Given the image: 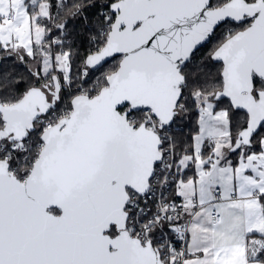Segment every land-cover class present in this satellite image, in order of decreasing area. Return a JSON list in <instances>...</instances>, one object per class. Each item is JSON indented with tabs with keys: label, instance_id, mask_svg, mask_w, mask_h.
Instances as JSON below:
<instances>
[{
	"label": "snow or ice",
	"instance_id": "1",
	"mask_svg": "<svg viewBox=\"0 0 264 264\" xmlns=\"http://www.w3.org/2000/svg\"><path fill=\"white\" fill-rule=\"evenodd\" d=\"M0 264H264V0H0Z\"/></svg>",
	"mask_w": 264,
	"mask_h": 264
},
{
	"label": "trees",
	"instance_id": "2",
	"mask_svg": "<svg viewBox=\"0 0 264 264\" xmlns=\"http://www.w3.org/2000/svg\"><path fill=\"white\" fill-rule=\"evenodd\" d=\"M94 9H96V8H91V9L89 8L88 11L86 12L87 15L89 14V16H91V15L93 16L92 13H96L97 12L96 11L97 9L96 10H94ZM86 13H85V15H86ZM92 18L94 20L95 17L93 16ZM69 28H70V30L71 29H76L77 31L80 32L81 37L77 41V43L79 45V48H80L81 53L85 52L86 49L89 46L88 45V41H87L88 31H86V29L83 26H81L80 24H78L76 22H73L72 24H70L69 25ZM216 42L217 41L213 40L211 44H209L207 47L203 48L201 50L200 54H199L200 57H206V56H208L209 51L215 45ZM207 63L209 65V69L211 71H213V72L217 71L219 69V67H220V64L218 62H214V61L209 60ZM11 66H12L11 62H8V63H6L4 65L5 68L11 67ZM109 66H110V64L109 65H106V68L109 67ZM195 128H196V116L193 113V114L188 115L184 120H182L180 122V124L178 125L176 131L178 133L182 134L184 137L187 138V137H189L194 132Z\"/></svg>",
	"mask_w": 264,
	"mask_h": 264
},
{
	"label": "bare ground",
	"instance_id": "3",
	"mask_svg": "<svg viewBox=\"0 0 264 264\" xmlns=\"http://www.w3.org/2000/svg\"><path fill=\"white\" fill-rule=\"evenodd\" d=\"M90 9H91V8H90ZM94 10H96V9H94ZM89 11H90V10H89ZM96 11H97V10H96ZM90 12H91V11H90ZM90 12H89V13H90ZM92 14H93V13H92ZM86 15H87V13H86ZM88 15H89V14H88ZM90 15H91V14H90ZM91 16H92V15H91ZM92 17H93V16H92ZM94 19H95V18H94Z\"/></svg>",
	"mask_w": 264,
	"mask_h": 264
}]
</instances>
